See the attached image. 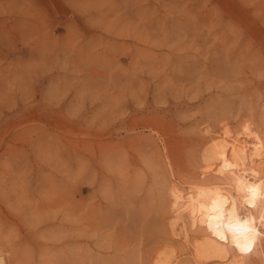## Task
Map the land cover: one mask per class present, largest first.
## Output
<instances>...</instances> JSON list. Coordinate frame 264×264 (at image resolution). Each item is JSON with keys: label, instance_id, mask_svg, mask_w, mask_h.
<instances>
[{"label": "rangeland", "instance_id": "1", "mask_svg": "<svg viewBox=\"0 0 264 264\" xmlns=\"http://www.w3.org/2000/svg\"><path fill=\"white\" fill-rule=\"evenodd\" d=\"M263 82L264 0H0V253L193 264L166 185Z\"/></svg>", "mask_w": 264, "mask_h": 264}, {"label": "bare ground", "instance_id": "2", "mask_svg": "<svg viewBox=\"0 0 264 264\" xmlns=\"http://www.w3.org/2000/svg\"><path fill=\"white\" fill-rule=\"evenodd\" d=\"M260 101L256 124L206 130L201 174L209 181L166 185L172 235L193 264H264V82ZM162 255L156 264H184ZM0 264H9L3 253Z\"/></svg>", "mask_w": 264, "mask_h": 264}]
</instances>
